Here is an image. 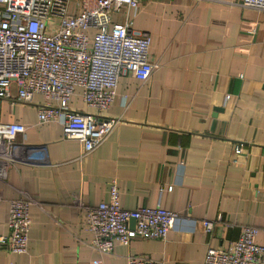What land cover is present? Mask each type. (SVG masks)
<instances>
[{
    "label": "crops",
    "instance_id": "0c3cea01",
    "mask_svg": "<svg viewBox=\"0 0 264 264\" xmlns=\"http://www.w3.org/2000/svg\"><path fill=\"white\" fill-rule=\"evenodd\" d=\"M240 1L138 0L134 14L111 13L110 23L129 21L149 36L153 70L144 81L118 78L103 115L120 120L81 158L80 142L62 138L58 123L37 121L42 95L28 104L0 98V123L24 125L16 140L45 148L44 163L31 164L37 153L24 151L0 180L1 234L19 189L37 202L28 209L26 253L0 246V264H125L128 255L202 264L206 247H226L239 225L258 227L254 240L264 245V11ZM68 107L94 112L77 87ZM110 179L120 207L181 215L165 239L113 242L107 253L89 246L92 233L73 199L107 201ZM219 213L222 222L205 232L199 219Z\"/></svg>",
    "mask_w": 264,
    "mask_h": 264
},
{
    "label": "built area",
    "instance_id": "2783aa9c",
    "mask_svg": "<svg viewBox=\"0 0 264 264\" xmlns=\"http://www.w3.org/2000/svg\"><path fill=\"white\" fill-rule=\"evenodd\" d=\"M239 5L264 11V0H241ZM138 8V0H0V98L11 104H28L33 94L42 95L45 102L36 105L37 121L58 123L62 138L80 142L78 158L88 154L120 120L103 115L113 101L118 78L129 74L144 81L153 70L148 58L149 36L131 29L129 21L110 23L111 13L124 9L134 14ZM76 87L83 104L94 112L69 109ZM25 128L15 122L0 123V180L24 151L37 153L30 156L31 164L45 162L44 147L30 149L16 140ZM234 152L240 154L239 144ZM108 196L94 206L79 196L73 199L83 213L85 228L92 233L89 246L100 253L109 252L113 242L128 245L135 238L163 240L181 216L160 206L120 207L115 179L108 181ZM33 204L37 202L22 189L8 201L7 233H0V246L13 254L26 253L28 209ZM129 219L134 220L132 227ZM198 222L211 233L222 219L219 213L214 219ZM258 230L239 225L237 237L226 247H206L202 264H264V245L254 240ZM125 264L164 263L128 255Z\"/></svg>",
    "mask_w": 264,
    "mask_h": 264
},
{
    "label": "water",
    "instance_id": "95a60500",
    "mask_svg": "<svg viewBox=\"0 0 264 264\" xmlns=\"http://www.w3.org/2000/svg\"><path fill=\"white\" fill-rule=\"evenodd\" d=\"M134 220L133 219H129V226H133Z\"/></svg>",
    "mask_w": 264,
    "mask_h": 264
}]
</instances>
